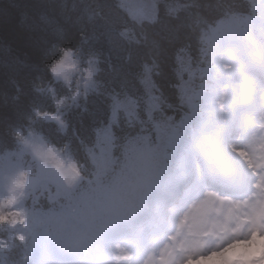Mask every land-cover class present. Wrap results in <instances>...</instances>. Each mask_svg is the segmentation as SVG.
<instances>
[{"label": "trees", "instance_id": "1", "mask_svg": "<svg viewBox=\"0 0 264 264\" xmlns=\"http://www.w3.org/2000/svg\"><path fill=\"white\" fill-rule=\"evenodd\" d=\"M127 7L124 0H0V159L21 150L16 172L0 164V238L19 233L0 253L6 264H26L29 231H36L26 227L20 211L33 199L41 205L35 217L45 230H61L90 248L98 223L89 213L100 201L92 178L104 167L98 158L92 161L94 152L104 146V154L113 156L127 138L147 130L141 112L152 98L158 104L152 120L189 110L188 89L181 94L188 80L178 59L203 66L207 26L251 10L249 0H156L153 17L135 19ZM66 54L69 69L61 67ZM31 140L37 146L29 149ZM65 162L81 180L61 191L48 174L54 163ZM80 163L87 166L86 179ZM162 164L155 163V174L147 177L154 180ZM149 180L139 193L154 184ZM22 214L30 217L28 209Z\"/></svg>", "mask_w": 264, "mask_h": 264}, {"label": "rangeland", "instance_id": "2", "mask_svg": "<svg viewBox=\"0 0 264 264\" xmlns=\"http://www.w3.org/2000/svg\"><path fill=\"white\" fill-rule=\"evenodd\" d=\"M155 1L124 3L137 19L153 17ZM250 2L254 14L227 15L208 28L202 39V52L207 55L202 68L178 59L179 72L185 71L188 80L181 86V94L188 89L185 96L192 100L193 111L181 113L176 121L167 116L152 120V109L158 106L152 98L141 112L140 122L147 130L127 138L113 156L104 154L103 144L94 152L92 161L98 158L110 168L106 178L103 172L95 175L105 183L103 192L100 187L97 190L110 199L114 198V187L130 188L149 180L150 172L155 174V163H163L166 158L168 167L149 180L155 183L153 191L143 198L144 204L139 201L133 209L143 206L138 216L104 227L110 216L104 206L103 212L99 209V193L95 200L100 201L94 203L89 214L99 215L103 222L92 235L88 253L79 254L82 248L73 237H63L61 230H47L46 234L36 233L34 251L26 264H182L207 253L214 245L224 247L242 238L253 248L242 256L237 251L228 263L264 264V0ZM63 58L61 67L69 69L70 55ZM192 76L193 83H189ZM169 128L178 130V137L157 141V136ZM36 146L34 140L28 142L29 149ZM20 153V149L9 151L0 164L4 169L11 164L12 172H16L15 157ZM45 170L43 166L42 174ZM50 170L53 185L61 191L81 180L68 162L54 163ZM8 181L9 175L4 172V182ZM242 197L246 200L241 201ZM235 204L241 205L246 214L240 216ZM26 209L30 212L28 219L22 214ZM40 210L34 199L24 204L20 214L26 227H36L35 216ZM3 216L0 207V218ZM18 234L1 238L0 251L12 245ZM0 264H5L3 259Z\"/></svg>", "mask_w": 264, "mask_h": 264}, {"label": "bare ground", "instance_id": "3", "mask_svg": "<svg viewBox=\"0 0 264 264\" xmlns=\"http://www.w3.org/2000/svg\"><path fill=\"white\" fill-rule=\"evenodd\" d=\"M252 248V244H247L242 238L241 240L227 243L224 247L214 245L207 253L204 251L195 256L193 260L192 258H189L182 264H231L228 263L229 259L237 254V251L239 252V255L242 256L243 253H248Z\"/></svg>", "mask_w": 264, "mask_h": 264}, {"label": "clouds", "instance_id": "4", "mask_svg": "<svg viewBox=\"0 0 264 264\" xmlns=\"http://www.w3.org/2000/svg\"><path fill=\"white\" fill-rule=\"evenodd\" d=\"M80 170H81V175L86 179V171H87V166L84 165L83 163H80ZM124 198L128 201V204L130 207L134 208L137 206L138 201L140 200V196L138 193H126L124 195Z\"/></svg>", "mask_w": 264, "mask_h": 264}]
</instances>
